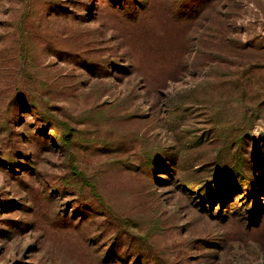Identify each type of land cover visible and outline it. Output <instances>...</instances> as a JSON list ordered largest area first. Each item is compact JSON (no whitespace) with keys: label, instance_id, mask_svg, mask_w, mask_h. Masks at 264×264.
<instances>
[{"label":"rangeland","instance_id":"obj_1","mask_svg":"<svg viewBox=\"0 0 264 264\" xmlns=\"http://www.w3.org/2000/svg\"><path fill=\"white\" fill-rule=\"evenodd\" d=\"M0 264H264V0H0Z\"/></svg>","mask_w":264,"mask_h":264},{"label":"trees","instance_id":"obj_2","mask_svg":"<svg viewBox=\"0 0 264 264\" xmlns=\"http://www.w3.org/2000/svg\"><path fill=\"white\" fill-rule=\"evenodd\" d=\"M70 138H69V136H63L62 138H61V143H62V145L63 146H67L68 145V143H69V140Z\"/></svg>","mask_w":264,"mask_h":264}]
</instances>
